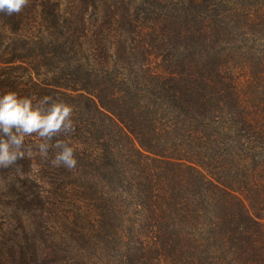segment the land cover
Masks as SVG:
<instances>
[{"label": "trees", "instance_id": "1", "mask_svg": "<svg viewBox=\"0 0 264 264\" xmlns=\"http://www.w3.org/2000/svg\"><path fill=\"white\" fill-rule=\"evenodd\" d=\"M185 2L172 0L162 9L163 0H31L19 14L0 13V68L25 69L32 77L20 87L5 71L3 81L21 97L73 106L77 129L54 139L73 147L79 161L89 159L96 179L106 180L111 191L126 189L137 211L165 226L169 251L182 243L186 224L200 229V255L174 262L264 264V112L248 103L234 112L230 100L217 102L222 71L215 57L194 52L204 44L200 34L175 29L171 41H156L160 20L150 22V15L173 23L188 19ZM133 32L141 37L137 42ZM149 35L153 42L146 40ZM170 42L173 55L153 63L150 55L159 57ZM225 114H234V120H218ZM226 132L234 136L229 148L245 143V196L213 171L215 147L227 144ZM79 138L97 140L99 153L90 159L86 146L74 145ZM99 197L98 235L124 229L111 195ZM127 228L119 232L127 237L119 258L130 264L131 219ZM160 246L165 245L155 247Z\"/></svg>", "mask_w": 264, "mask_h": 264}, {"label": "rangeland", "instance_id": "2", "mask_svg": "<svg viewBox=\"0 0 264 264\" xmlns=\"http://www.w3.org/2000/svg\"><path fill=\"white\" fill-rule=\"evenodd\" d=\"M124 1L135 4L136 0ZM171 1L163 0L162 6L165 8H161H170ZM183 6L190 15L185 20L173 23L164 17L158 18V14L150 15V22L160 20L154 35L156 41L163 37L169 41L173 38L175 29L184 34L190 32L203 36L204 44L194 52L200 55L204 53L202 56L205 57L207 54L208 58L215 57V67L222 71L217 102L221 101L222 104L230 100V105L233 102L234 112L248 103L263 113L264 0H186ZM172 31L173 35L170 34ZM133 33V42L141 39L137 32ZM146 40L153 42L150 35ZM167 47L168 49L159 51V57L150 55L153 63H160L165 53L173 55L176 51L171 42ZM35 64L36 61L32 62V67ZM5 71L12 74L15 84L20 87L32 81L30 73L25 69L0 68V95L10 91L3 81L7 74ZM33 79L36 80L37 77ZM227 83L230 89L226 88L225 92L223 89ZM232 89L235 91L233 95L230 92ZM16 93L21 94L20 90ZM219 117L218 120H225L224 124L234 120V114L232 117L229 114ZM75 122L77 121L73 119V123ZM226 134L227 144L223 140L215 147L217 158L213 171L222 177V181L244 189L245 196V143H239L240 149L233 150L228 146L232 144L234 136ZM221 135L223 137V133ZM218 138L222 141L221 137ZM39 142L41 141L36 136L26 140V144ZM74 145L79 148L86 146L90 159L100 151L97 140L85 143L79 138ZM81 151L83 149L79 150ZM55 153V149H50L45 159L34 150L32 158L19 160L11 168H0V264H126L120 262L119 257L125 252L127 237L121 239L119 232L127 233L124 229H128L130 219L134 224L133 239L130 242L133 246V260L130 264H180L173 259L200 255L199 248H196L200 229L194 223L186 224L187 232L183 233L182 243L169 251L163 234L165 226L159 228L153 215L145 217L141 211H137L132 200L126 198V189L123 192L117 186L111 191L104 185L106 180L103 182L98 175L95 178L94 174L98 173L95 166H88L92 162L89 159L79 161L76 153L75 169L70 171L63 166L53 167L51 159ZM128 165L125 161L124 166L127 168ZM17 166H22L21 171H17ZM100 194H104V197L111 195L117 205L124 228L119 226V232L104 229L98 235L99 231L95 230V225L100 230ZM189 235L194 238L189 239ZM157 245L165 246L157 249Z\"/></svg>", "mask_w": 264, "mask_h": 264}, {"label": "clouds", "instance_id": "3", "mask_svg": "<svg viewBox=\"0 0 264 264\" xmlns=\"http://www.w3.org/2000/svg\"><path fill=\"white\" fill-rule=\"evenodd\" d=\"M31 0H0V13L13 15L30 6ZM73 106L44 97L35 101L34 97H21L14 91L0 95V168H11L19 160L32 158L34 150L47 159L50 149H55L51 165L75 169V150L64 140L54 138L74 132ZM36 136L41 142L27 143L29 137ZM22 166H17L21 171Z\"/></svg>", "mask_w": 264, "mask_h": 264}]
</instances>
